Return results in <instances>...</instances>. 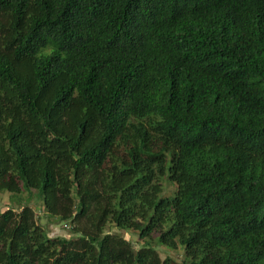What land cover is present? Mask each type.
Returning a JSON list of instances; mask_svg holds the SVG:
<instances>
[{
  "label": "trees",
  "instance_id": "trees-1",
  "mask_svg": "<svg viewBox=\"0 0 264 264\" xmlns=\"http://www.w3.org/2000/svg\"><path fill=\"white\" fill-rule=\"evenodd\" d=\"M2 192L75 237L0 264H264V0H0Z\"/></svg>",
  "mask_w": 264,
  "mask_h": 264
},
{
  "label": "rangeland",
  "instance_id": "rangeland-1",
  "mask_svg": "<svg viewBox=\"0 0 264 264\" xmlns=\"http://www.w3.org/2000/svg\"><path fill=\"white\" fill-rule=\"evenodd\" d=\"M163 187V196L165 197L172 196L176 189L174 185H171L167 182L163 183ZM32 194V196H28L27 193H22L19 196H12L7 192L0 193V212L5 211L7 209H13L15 211H18L23 204H28L35 209L37 223L42 226V228L48 233V235H51L52 232H56L58 233V235L64 236L65 238L75 237V235L71 234L70 226L68 223L66 224L67 228H65V223L56 222L52 224V221L46 219V217L43 215L42 208L40 207V200L36 198L35 192H32ZM123 236L126 240H130L133 243L139 241L138 237L135 234L126 233L123 234ZM135 244L133 245L136 246ZM157 251L162 260L166 257H170L179 264L182 262L183 253L180 247L166 248L164 246H158Z\"/></svg>",
  "mask_w": 264,
  "mask_h": 264
},
{
  "label": "built area",
  "instance_id": "built-area-1",
  "mask_svg": "<svg viewBox=\"0 0 264 264\" xmlns=\"http://www.w3.org/2000/svg\"><path fill=\"white\" fill-rule=\"evenodd\" d=\"M65 227H67V226L65 225Z\"/></svg>",
  "mask_w": 264,
  "mask_h": 264
},
{
  "label": "clouds",
  "instance_id": "clouds-1",
  "mask_svg": "<svg viewBox=\"0 0 264 264\" xmlns=\"http://www.w3.org/2000/svg\"><path fill=\"white\" fill-rule=\"evenodd\" d=\"M66 225V224H65ZM65 225H64V227H65Z\"/></svg>",
  "mask_w": 264,
  "mask_h": 264
},
{
  "label": "crops",
  "instance_id": "crops-1",
  "mask_svg": "<svg viewBox=\"0 0 264 264\" xmlns=\"http://www.w3.org/2000/svg\"><path fill=\"white\" fill-rule=\"evenodd\" d=\"M1 213V212H0ZM65 225V224H64ZM56 233V232H55Z\"/></svg>",
  "mask_w": 264,
  "mask_h": 264
}]
</instances>
